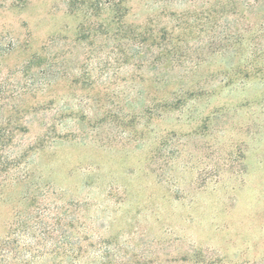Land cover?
<instances>
[{
	"label": "rangeland",
	"instance_id": "374dc122",
	"mask_svg": "<svg viewBox=\"0 0 264 264\" xmlns=\"http://www.w3.org/2000/svg\"><path fill=\"white\" fill-rule=\"evenodd\" d=\"M95 1L0 4V264H264V0Z\"/></svg>",
	"mask_w": 264,
	"mask_h": 264
},
{
	"label": "trees",
	"instance_id": "16d2710c",
	"mask_svg": "<svg viewBox=\"0 0 264 264\" xmlns=\"http://www.w3.org/2000/svg\"><path fill=\"white\" fill-rule=\"evenodd\" d=\"M6 1H8V0H0V4L6 3ZM9 2L12 3V5L14 6L16 4L25 3L26 0H9ZM67 4H68L69 8L71 9L70 12H74V13L79 11V10H86V11L89 10L90 12H92V10H94V9L101 10V9L107 8L110 10H114L116 12L118 10V15H119L118 18L120 19L122 17V13L120 12L121 9L119 8V6H121L120 5L121 1L119 3L113 4V7H111V6L104 7V5L102 6V4H100L99 2H97V1L92 2V0H68ZM119 9H120V11H119ZM198 16H203V15H198ZM162 48H164V47H162ZM165 51H166V49H165ZM3 96H4L3 92L0 93V98H2ZM2 132L3 133L0 134V144H3V142L10 137V131L7 130L6 128Z\"/></svg>",
	"mask_w": 264,
	"mask_h": 264
}]
</instances>
